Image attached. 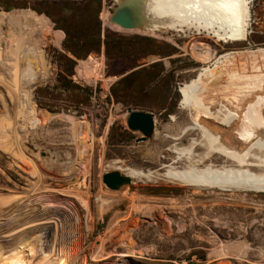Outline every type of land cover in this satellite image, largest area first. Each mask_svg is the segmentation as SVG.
Wrapping results in <instances>:
<instances>
[{
  "label": "rangeland",
  "instance_id": "obj_1",
  "mask_svg": "<svg viewBox=\"0 0 264 264\" xmlns=\"http://www.w3.org/2000/svg\"><path fill=\"white\" fill-rule=\"evenodd\" d=\"M117 1L102 0L99 50L77 58L64 50L58 21L76 15L94 32L90 0H0V264H264V197L195 192L166 179L188 156L208 153L212 162L196 168L260 172L264 156L239 141L245 105L264 99V59L246 56L264 49L260 39L224 43L192 24L124 31L108 23ZM107 30L135 50L120 59L107 53ZM149 51L170 56L140 58ZM233 52L242 53L232 70L244 79L233 76L204 109L183 110L181 89L202 70H224L216 63ZM143 67L150 70L118 86ZM129 110L154 115L145 142L128 128ZM170 137H181L178 154ZM127 168L160 180L108 189L104 175Z\"/></svg>",
  "mask_w": 264,
  "mask_h": 264
},
{
  "label": "bare ground",
  "instance_id": "obj_2",
  "mask_svg": "<svg viewBox=\"0 0 264 264\" xmlns=\"http://www.w3.org/2000/svg\"><path fill=\"white\" fill-rule=\"evenodd\" d=\"M134 2L135 0H118L117 3L114 4V7L116 9L118 8L122 9L123 7L130 6L131 9L135 10V11L133 10L132 12L133 15H131V18L133 19L134 22V29L130 31L152 33L160 28H170V27L179 28L192 24V26H195L194 28H197L202 32L203 31L209 32V34L213 38H216L220 42L240 43V42H245L247 40L246 20H247L248 12L246 8L245 0H137V3ZM110 19L111 16L109 15L108 16L109 24H110ZM45 25H43L42 28H44ZM61 40H62L61 36L57 35L55 37V42L59 46L61 44ZM241 54L235 52L229 53L222 61L217 62L215 70L218 69L220 66H225L226 70L225 69L222 70L223 72L220 71L219 68L218 71L220 72L215 75L213 74L214 70H210V69L202 70L197 75L196 80H193L189 84L184 86L181 89V94L184 100L181 105V108L183 110L191 111V112H193L194 110L199 111L200 109H204L206 107V104L210 102L212 98L215 97L216 94L217 95L220 94V92H218L219 90L222 89V87L220 86L232 82L233 79L231 78H233V76H236L235 79L236 80L239 79L238 80L239 82L242 79H244L243 77L245 74H242L243 77L240 76V74L237 71L238 70L237 67L234 68V70H232V65L236 66V63L242 60V59L239 60V58H241L240 57ZM246 56H248V58L253 59L252 61L256 63V61L264 59V49L250 52ZM246 58L247 57H245V59ZM247 61L249 60L247 59ZM244 63L245 62H243V64ZM251 64L252 62H250V65ZM246 71L247 70L245 69V73ZM217 78L220 79L221 84L217 82L212 83V81L216 80ZM248 80L245 82H249ZM241 91H245V90L242 89ZM250 91H255L256 93L259 92V90H256V88H253L252 90L250 89ZM240 98L241 97H239V99ZM253 99L255 102L247 103L245 105V109L247 110L250 119L243 127H241L242 136L240 135L241 136L240 138L242 139H240L239 141H241L243 144H246L250 148L248 150L253 152L254 158L259 159V157L264 156V120H263L264 99L258 100V98L255 97H253ZM49 116H50L49 119L51 120L52 117L51 115ZM63 117L66 121H68L75 127L78 124V120L72 116H66V115L59 116V118H61L62 120ZM261 127H263V129ZM192 130L194 129L192 128ZM76 135L78 136L79 134L76 133ZM77 136L75 138H77ZM180 138L181 137L169 138L170 141H174V145L172 149L177 154H178L177 152L178 149L176 148L175 145L177 144V142H179ZM195 144L196 143H194L193 146H196ZM225 152L227 153L228 156H230V150H226ZM181 158L182 155H180V157H178L175 162L173 161L175 167L176 164H179L178 162L182 161ZM211 158L212 157L210 153H208L207 155L204 154L203 157L196 155L192 157L188 156L184 160L185 164L183 165L182 169L169 168L170 171L167 173L166 179L167 181L173 183L174 185L178 184V185L186 186L188 188L193 189L195 192L199 191V192L208 193L213 191L216 192L220 191V192H231V193L234 192L240 194L241 193L264 194V164H262L257 169L260 171L258 173L254 172L256 169L251 170L252 168H244L240 170L237 167L231 165L225 167L223 166L217 167L214 164H208L203 166L202 168H196V164L200 163L202 160L212 162ZM123 171L122 172L125 173L126 176L130 177L132 182L134 181V183L145 184L149 182H158L160 180L158 175H154L153 173H150L151 171L148 173H144L141 170H135V168L134 169L127 168ZM211 195L213 196V194Z\"/></svg>",
  "mask_w": 264,
  "mask_h": 264
},
{
  "label": "trees",
  "instance_id": "obj_3",
  "mask_svg": "<svg viewBox=\"0 0 264 264\" xmlns=\"http://www.w3.org/2000/svg\"><path fill=\"white\" fill-rule=\"evenodd\" d=\"M55 1H60V0H55ZM94 5H96V8L94 9V14H93V19L90 21V25L95 27L94 32L89 30L82 29V26L78 24V22L75 21L76 15L74 17L70 18H65L61 21H58L59 24L61 23V29L65 32L66 39L64 42V50L70 53L71 55L81 58V54H90L92 52H96L99 50L101 45L103 44L102 40V22L100 20V8L102 4V0H90ZM58 4L55 5L57 7ZM98 6V7H97ZM124 39L122 36L112 33L110 31H106L105 33V40L104 44L107 48V53L109 52L110 54H114L115 57L118 59L123 56L125 53L133 52L135 49L131 48L130 44L127 46H124L123 44H120L119 41ZM142 42H150L151 40L145 39V38H140ZM138 45V44H137ZM149 55H158V56H164V57H169L170 55L163 54L160 55L158 53H152L151 51L149 52H142L141 59L147 58ZM115 59V58H114ZM68 62L72 65V70L75 65L74 61H70L68 59ZM155 66L153 65L151 68H154ZM150 69L148 67H143L135 72H133L128 78L123 79L118 83V86L126 85V83L129 80H134L135 77H138L144 73H147Z\"/></svg>",
  "mask_w": 264,
  "mask_h": 264
},
{
  "label": "water",
  "instance_id": "obj_4",
  "mask_svg": "<svg viewBox=\"0 0 264 264\" xmlns=\"http://www.w3.org/2000/svg\"><path fill=\"white\" fill-rule=\"evenodd\" d=\"M134 3H137L135 0ZM130 6L123 7L122 9H116L112 13V17L110 20L111 25H116L123 30H133L134 22L131 18L133 15V10ZM135 11V10H134ZM129 117L127 119L128 128L133 132H139L143 135V137L138 140V143L145 142L149 137L154 134L155 131V121L154 115L150 113L137 112L129 110ZM103 183L106 185L108 189L111 191H120L125 187H128L132 184V180L130 177L122 175L119 172L107 173L103 177ZM220 192V191H219ZM230 193V192H225ZM261 197H264L263 193L258 194ZM134 264V263H132ZM140 264V263H136Z\"/></svg>",
  "mask_w": 264,
  "mask_h": 264
},
{
  "label": "built area",
  "instance_id": "obj_5",
  "mask_svg": "<svg viewBox=\"0 0 264 264\" xmlns=\"http://www.w3.org/2000/svg\"><path fill=\"white\" fill-rule=\"evenodd\" d=\"M247 8L246 32L247 40L257 37L264 47V0H245Z\"/></svg>",
  "mask_w": 264,
  "mask_h": 264
}]
</instances>
